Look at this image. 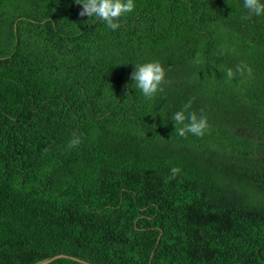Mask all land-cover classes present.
<instances>
[{
	"label": "trees",
	"instance_id": "obj_1",
	"mask_svg": "<svg viewBox=\"0 0 264 264\" xmlns=\"http://www.w3.org/2000/svg\"><path fill=\"white\" fill-rule=\"evenodd\" d=\"M134 4L113 31L75 0H0V264H264V15ZM189 101L201 137L170 119Z\"/></svg>",
	"mask_w": 264,
	"mask_h": 264
},
{
	"label": "clouds",
	"instance_id": "obj_2",
	"mask_svg": "<svg viewBox=\"0 0 264 264\" xmlns=\"http://www.w3.org/2000/svg\"><path fill=\"white\" fill-rule=\"evenodd\" d=\"M75 3L82 6L80 16L103 21L106 27L113 31L120 27L119 19L132 12L135 7L134 0H75ZM243 6L248 10L249 15H264V0H243ZM133 66L134 70L130 76L132 84L147 100L153 99L158 91H163L161 84L166 72L159 61H148ZM237 70H240L239 67ZM227 77L228 79L233 77L231 69H228ZM190 104L191 101L185 105L183 110L172 113L170 119L174 122L178 135L185 136L186 133H190L201 137L207 129V120L203 114L197 116L194 112H187ZM79 143V138H74L68 146L73 147ZM172 171L175 173L177 170L173 168Z\"/></svg>",
	"mask_w": 264,
	"mask_h": 264
},
{
	"label": "water",
	"instance_id": "obj_3",
	"mask_svg": "<svg viewBox=\"0 0 264 264\" xmlns=\"http://www.w3.org/2000/svg\"><path fill=\"white\" fill-rule=\"evenodd\" d=\"M61 257H64V258H70V259H72V260H75V261H78V262H81V263H84V264H92V263H90V262H88V261H85V260H83V259H80V258H78V257L70 256V255H66V254H57V255H54V256H52V257H50V258H48V259H45V260L40 261V262L35 263V264H47L48 262H50V261H52V260H54V259H56V258H61Z\"/></svg>",
	"mask_w": 264,
	"mask_h": 264
}]
</instances>
